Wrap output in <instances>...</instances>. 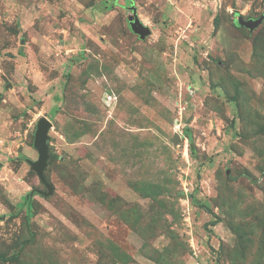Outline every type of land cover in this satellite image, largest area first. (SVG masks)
<instances>
[{"label":"rangeland","instance_id":"rangeland-1","mask_svg":"<svg viewBox=\"0 0 264 264\" xmlns=\"http://www.w3.org/2000/svg\"><path fill=\"white\" fill-rule=\"evenodd\" d=\"M0 264H264V0H0Z\"/></svg>","mask_w":264,"mask_h":264},{"label":"water","instance_id":"water-1","mask_svg":"<svg viewBox=\"0 0 264 264\" xmlns=\"http://www.w3.org/2000/svg\"><path fill=\"white\" fill-rule=\"evenodd\" d=\"M133 16L130 17V28L134 33L139 35L140 38L144 39L148 35H151V29L147 25H145L141 19H139L135 10H133ZM262 22L261 19L257 21H243V24L249 26L250 28H254L255 26L259 25ZM52 127V122L47 117H42L37 123V130L35 133V141L34 147L37 150L39 156L38 159L33 160L27 158L28 163L31 165L32 169L36 171L37 175L39 176L40 180L46 185L48 188V192L45 194H52L54 190V186L51 182L47 180L45 175L46 169L48 167V161L50 157L49 153V131ZM181 141V137L179 133H175L174 135V142L178 143ZM32 192L31 194H33Z\"/></svg>","mask_w":264,"mask_h":264},{"label":"trees","instance_id":"trees-1","mask_svg":"<svg viewBox=\"0 0 264 264\" xmlns=\"http://www.w3.org/2000/svg\"><path fill=\"white\" fill-rule=\"evenodd\" d=\"M104 3H105V7H108V8H112V6L114 5V3L110 4V1H104ZM115 4H116V1H115ZM217 18L218 17L216 16V18L214 20V23H215L216 27H218V25H219V21H218Z\"/></svg>","mask_w":264,"mask_h":264}]
</instances>
